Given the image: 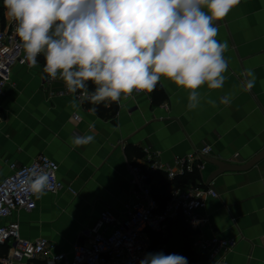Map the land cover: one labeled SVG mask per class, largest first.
<instances>
[{"label":"crops","instance_id":"crops-1","mask_svg":"<svg viewBox=\"0 0 264 264\" xmlns=\"http://www.w3.org/2000/svg\"><path fill=\"white\" fill-rule=\"evenodd\" d=\"M8 23L5 16L0 28L6 29ZM216 23L217 39L228 44L227 79L218 90L202 85L201 104L191 111L186 107L188 91L161 77L164 85L158 84L151 93L122 101V107L97 105L93 115L88 109L94 105L67 94L61 80L46 81L41 67H13L0 93V181L10 174V164L28 165L43 155L58 165L63 188L36 198L31 212L18 210L0 218V226L17 223L23 239H46L54 252L70 255L72 245L102 211L108 209L123 219L125 206L136 201L129 163L172 166L178 158L208 145L211 154L195 181L196 186H205L217 169L211 162L244 164L260 153L264 149V0H240ZM249 68L255 85L244 91L241 73ZM225 94L232 99L222 104ZM89 124L94 128L90 130ZM86 133L95 136L94 142L73 148L70 138ZM149 176L152 191L167 184L170 195L176 188L164 171ZM210 183L218 198H208L206 207L196 212L198 229L182 217L168 221L163 235L147 231L151 250L162 248L165 255L184 257L192 251L200 257L193 264H209L191 245L196 235L216 236L237 241L226 264H264V160L246 172L220 174ZM44 260L31 264H45Z\"/></svg>","mask_w":264,"mask_h":264},{"label":"clouds","instance_id":"clouds-1","mask_svg":"<svg viewBox=\"0 0 264 264\" xmlns=\"http://www.w3.org/2000/svg\"><path fill=\"white\" fill-rule=\"evenodd\" d=\"M240 0H3L14 22L28 67L43 56V72L61 80L83 103L121 107L135 93H151L166 78L188 91L187 109L201 104L200 87L221 89L227 79V42L217 39L218 21ZM241 88L255 85L245 69ZM92 85L90 90L89 85ZM225 94L220 103H230ZM213 106L215 101H208ZM73 106H77L76 99ZM94 125L89 124V129ZM93 134L73 135V148L94 142ZM37 199L47 194L52 176L42 168L20 181ZM139 264H188L187 258L147 253Z\"/></svg>","mask_w":264,"mask_h":264},{"label":"built area","instance_id":"built-area-1","mask_svg":"<svg viewBox=\"0 0 264 264\" xmlns=\"http://www.w3.org/2000/svg\"><path fill=\"white\" fill-rule=\"evenodd\" d=\"M15 27V23L9 21L6 29L0 28V93L8 84L13 67H41L43 71V56L38 58L36 67H28ZM44 77L50 83L57 81L48 79L45 73ZM65 92L72 95L66 89ZM145 94L148 93L137 94L134 91L129 99ZM73 119L78 120L79 116L74 115ZM2 120L0 114V124ZM210 154L211 148L206 145L178 158L172 166L163 167L153 161L148 167L129 163L130 184L136 201L125 206L123 219L108 209L102 211L90 229L81 233L82 241L72 245L70 255L54 252L53 246L46 239H23L17 223L0 226V245L7 247V254L1 264H31L38 259H45V264H139L147 253H164L162 248L151 250L147 231L163 235L168 221L178 217H182L187 225L197 230L199 218L196 212L206 207L208 198L216 199L218 194L211 183L205 186L176 187L171 190L168 202L160 209L150 186L149 174L164 171L168 181L173 182L176 177L202 172L205 167L204 158ZM40 168L52 176V186L47 193L55 194L63 188L57 175L58 165L46 156L41 155L28 165L10 164V174L0 181L1 219L10 217L18 210L31 212L36 208V196L27 191L20 181L30 171ZM236 246L235 240L216 236L204 239L200 235L194 237L191 245L192 250L202 255L209 264H226V256Z\"/></svg>","mask_w":264,"mask_h":264},{"label":"trees","instance_id":"trees-1","mask_svg":"<svg viewBox=\"0 0 264 264\" xmlns=\"http://www.w3.org/2000/svg\"><path fill=\"white\" fill-rule=\"evenodd\" d=\"M4 6H3V0H0V22H3V13H4ZM90 90L92 89L91 84L89 85ZM155 176V175H152ZM199 178V175L197 174V172H194L192 174H187L182 178H175L173 180V184L175 185V187L178 188H184V187H188V186H196L195 181ZM166 185L167 184H162L161 187L159 189H154L153 195L155 197V199L157 200V202L159 203V208L162 209L165 204L168 202L169 200V193L166 192ZM181 217H178L176 220H180ZM191 244H189L190 246ZM7 251L6 246L0 245V260L5 256ZM188 264H193L198 258V255L194 254L192 251H188Z\"/></svg>","mask_w":264,"mask_h":264},{"label":"water","instance_id":"water-1","mask_svg":"<svg viewBox=\"0 0 264 264\" xmlns=\"http://www.w3.org/2000/svg\"><path fill=\"white\" fill-rule=\"evenodd\" d=\"M208 159L204 158V161L206 162ZM264 160V149L258 153L255 157H253L250 161L244 163V164H227L221 161H213L211 162L215 167L217 168L216 171L211 175V177L208 178L207 184H209L216 176L228 173V172H246L256 166L258 163Z\"/></svg>","mask_w":264,"mask_h":264},{"label":"rangeland","instance_id":"rangeland-1","mask_svg":"<svg viewBox=\"0 0 264 264\" xmlns=\"http://www.w3.org/2000/svg\"><path fill=\"white\" fill-rule=\"evenodd\" d=\"M5 11H6V9H4V14H3V18L5 17Z\"/></svg>","mask_w":264,"mask_h":264}]
</instances>
